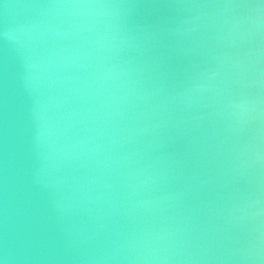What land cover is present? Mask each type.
I'll use <instances>...</instances> for the list:
<instances>
[{
    "label": "water",
    "instance_id": "obj_1",
    "mask_svg": "<svg viewBox=\"0 0 264 264\" xmlns=\"http://www.w3.org/2000/svg\"><path fill=\"white\" fill-rule=\"evenodd\" d=\"M0 264H264V0H0Z\"/></svg>",
    "mask_w": 264,
    "mask_h": 264
}]
</instances>
